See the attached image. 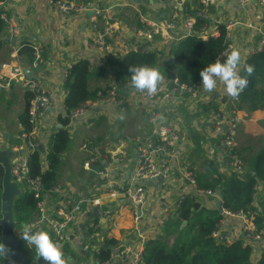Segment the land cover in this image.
Here are the masks:
<instances>
[{"label":"crops","instance_id":"obj_1","mask_svg":"<svg viewBox=\"0 0 264 264\" xmlns=\"http://www.w3.org/2000/svg\"><path fill=\"white\" fill-rule=\"evenodd\" d=\"M74 1L95 2L108 10L107 22L99 19V24L102 28L107 24L111 28L109 50L101 53L92 48L95 30L87 12L61 17L46 0H15L9 4L8 9L10 17L18 22L20 32L14 40L8 42L4 40L7 38L4 26L0 30V79L8 75L13 67L22 66L27 72L31 71L33 78L39 80L43 87L54 91L51 110L40 119L43 155L48 154L49 141L59 129H67L69 132L70 145L60 158L55 187L48 200L50 219L63 222L83 199L100 201V205L83 203L75 221L65 231L66 241L61 250L66 264H99L96 252L102 246L111 248L114 255L112 264H118L115 257L117 249L128 247L136 251L137 248L144 247L148 240L163 233L165 226L156 229V221L165 207H170L174 212L176 204L179 205L189 197L199 203L201 208L221 213L220 189L212 190L216 192V196L198 193L185 178V173L192 172L198 183L199 176L207 174V163H213L222 175H231L221 167L212 121L215 117L222 119L228 115L233 107V96L225 94L223 85L218 82L209 95H201L198 99L186 95L176 97L168 103L161 98L148 100L138 93H127L125 86L119 87L115 68L105 66L107 53L125 55L135 45L144 42L142 32L145 26L139 15L161 21L178 13L184 20L187 16L194 15L188 9L195 13L199 0ZM208 19L210 24L204 30L207 35L218 32L219 36L220 26H226L229 21L240 22L228 31V36L229 48L240 49L241 70L244 62L253 55L250 50L259 52L257 49L260 48L263 36L258 29L264 30V8L253 0L245 6H240L237 0H215ZM247 24H252L255 28L249 29ZM168 33L170 38H163L161 34L153 41H145L146 49L160 52L162 60L168 58L169 51L175 44L190 34L181 26ZM25 44L37 49L36 56L41 58L38 67L32 68L27 57L19 55L20 51L17 49ZM80 60L91 63L88 85L92 88L116 87L122 105L115 107L109 103L100 104L94 114L72 119L65 126L62 119L66 117V92L62 77L68 66ZM156 68L162 76L158 84L165 83L175 75V72ZM27 98L28 93L20 82H12L9 88L0 89V150H6L7 145L16 146L20 143L19 136L24 128L20 118L25 111ZM238 109L242 123L236 152L248 163V170L250 161L264 146V139L261 138V134L264 137V110L253 112L246 105H238ZM151 111L163 114L161 127L175 128L180 135V142L171 152L162 155L171 167V174L167 179L161 180V186L158 180L143 183L147 195L143 217L137 229L129 197L122 193L113 197L110 191L114 188L120 192L134 184L133 174L140 144L154 137L152 131L157 128L150 121ZM1 187L2 183L0 199ZM96 208L97 214L94 211ZM104 213H108V216H104ZM186 223L183 222L181 228ZM91 225L94 227L90 228ZM19 228L18 235L21 236L26 229ZM36 228L47 231L54 239L55 232L50 222L43 225L37 222L35 216L27 230ZM174 238V235L169 236L171 243ZM32 248L34 253L28 257L26 264H37L39 254L34 245ZM261 251L259 247L256 255Z\"/></svg>","mask_w":264,"mask_h":264},{"label":"built area","instance_id":"obj_2","mask_svg":"<svg viewBox=\"0 0 264 264\" xmlns=\"http://www.w3.org/2000/svg\"><path fill=\"white\" fill-rule=\"evenodd\" d=\"M12 1L15 0L0 1V20L7 31V38L4 40H8V42L14 40L20 32L18 22L9 15L8 6ZM237 1L240 6H245L251 2V0ZM253 1H255L259 7L264 8V0ZM46 2L61 17H65L71 13L85 14L86 12H91L90 20L95 30L91 46L101 53H105L109 50L108 39L111 33V28L108 24L103 28L99 24V19H103L107 22L108 10L103 9L99 4L91 1L76 2L74 0H46ZM214 4L215 0H199V5L195 10V14L187 16L184 20L178 13H175L170 19L161 21L147 19L139 15L142 25L145 26V29L142 32L144 42L135 45L130 51L145 49V41H153L161 34H163V38H170L168 32L179 26L184 27L188 33H191L195 27L197 18H208L209 10ZM238 24H240L238 21H229L226 24L227 31L231 30ZM247 28L251 29L255 27L252 24H247ZM204 30L205 29H202L200 32V37L202 39H206L209 36H218V32L207 35L204 33ZM258 31L263 36V39L260 42V48L257 49V51H260L264 46V30L259 28ZM23 46H20L17 51H20ZM34 50L37 54V49L34 48ZM230 50L231 49L228 47L222 53V60L226 58V53ZM255 52L256 51L253 49L250 50L251 54H254ZM40 59L41 58L36 56V60L31 67H38L41 62ZM71 68L72 66H68L66 73L62 77L63 82L68 78ZM12 82H20L24 90L31 95L28 110L29 120L27 126L23 128L19 136L20 143L16 146H6V150H12L15 152L11 159L13 178L23 191H29L32 193L36 201L37 222H50L55 232L54 239L63 246L66 241L65 231L69 224L75 221L77 214L81 211V205L83 203L100 205V201L99 199H83L70 211L63 222L50 219L48 213V200L53 190L46 191L41 178L38 176L32 177L30 175L28 162L30 155L36 150H39L38 148L41 145L40 139L42 125L40 119L51 110L55 93L53 90L43 87L36 78L29 77L27 70L22 66L13 67L8 75L0 79V89L9 88ZM129 86L130 84L125 85V88H129ZM211 91L202 87L201 80L195 86L182 84L178 76L175 74L165 83L158 84L157 90L154 93L149 94L147 90H141L138 94L142 98L148 100L161 98L168 103L176 97H183L186 95L190 96L192 99H198L201 95H209ZM239 95L232 97L233 107L225 118L219 119L218 117H215L213 119L212 132L217 138V149L220 155L221 167L229 171L231 174H236L238 177L242 178L246 174L247 169L244 161L236 152L237 137L242 123V116L238 109L240 103ZM103 103H109L115 107L122 105V99L118 96V90L116 87H111L106 94L100 92L98 97L94 100L84 102L73 111L71 120H77L82 117H88L90 114H94L95 109ZM150 121L157 126V128L152 131L154 137H151L140 144V153L133 174L134 184L123 188L120 192L116 191L114 188H111L110 191V194L113 197L120 195V193L129 197L130 202L133 204V218L137 229H139V224L143 217V206L147 195V190L143 183L158 179L165 180L170 176L171 167L167 164L162 155L171 152V150H173L180 142V135L175 128L161 127L163 114L160 111H151ZM20 151L22 152L20 153ZM42 164L44 169H47L49 166L47 155H43V153ZM185 178L189 180L196 192L208 196L217 195L215 191L200 189L192 172H186ZM179 205L176 204L174 212L170 207H165L162 210L156 221V229L163 228L167 222L178 216L177 208ZM107 214L108 213H104V216H108ZM221 215L222 218L217 225V228L212 232L211 238L218 245L224 246L232 245L239 240L243 241L252 250L250 264H257L261 253L264 251V183L258 182L254 186V197L248 211H232L221 206ZM260 217L262 218V222L258 227L256 219ZM91 226L92 227L90 228L94 227V225ZM259 247L262 251L257 256L256 254H258ZM143 249V246L137 248L136 251L128 247L122 250L117 249L115 252L116 260L118 261V264H142ZM113 259L114 255L112 254L108 260L100 262L99 264H112Z\"/></svg>","mask_w":264,"mask_h":264},{"label":"trees","instance_id":"obj_3","mask_svg":"<svg viewBox=\"0 0 264 264\" xmlns=\"http://www.w3.org/2000/svg\"><path fill=\"white\" fill-rule=\"evenodd\" d=\"M2 1V0H0ZM190 14H195L188 9ZM208 18H197L193 33L175 44L169 51L166 60L161 59V53L150 49L130 51L125 55H105V66L115 68V78L119 87L130 84L131 66L148 65L160 67L163 71L175 72L182 84L195 86L200 80V71L209 63L222 60V53L230 46V39L226 26H220L217 37H200V32L209 26ZM3 23L0 20V30ZM19 55L27 57L32 65L36 60L33 47L25 44ZM245 65H251L253 71L248 75L244 71ZM105 69V67H102ZM106 70V69H105ZM241 75L248 76V85L240 93L239 105H246L253 111L264 110V48L250 56L243 64ZM91 77V63L80 60L72 65L63 89L66 92L64 107L66 117L62 119L65 126L69 125L71 115L79 106L89 100H94L100 92L104 94L111 87L92 88L88 85ZM31 95L28 94L27 104L21 124H28V110ZM70 145V135L67 129H59L49 141L47 154L49 166L44 169L42 153L36 150L29 157L28 167L32 177H40L44 189L52 191L55 187L56 171L60 165L62 154ZM207 174L199 176L198 187L203 190L220 189L222 206L232 211L249 210L254 197V186L258 182L264 183V146L252 158L244 177L231 174L225 177L217 170L213 163H207ZM3 170L0 167V185ZM189 197L182 200L177 208L178 216L165 224L163 233L155 239H150L144 244L142 264H250L252 250L243 241L239 240L229 246L218 245L211 238L212 232L217 228L222 215L218 210H208ZM204 215V216H203ZM36 216V201L29 191H24L14 205V218L19 223L30 224ZM183 222H187L181 228ZM262 218L256 219V224L261 225ZM174 235L173 242L169 236ZM110 244V243H109ZM111 246V245H109ZM113 252L110 247L102 246L96 252L100 262L108 260ZM37 264H46L40 256ZM257 264H264V251L261 253Z\"/></svg>","mask_w":264,"mask_h":264},{"label":"clouds","instance_id":"obj_4","mask_svg":"<svg viewBox=\"0 0 264 264\" xmlns=\"http://www.w3.org/2000/svg\"><path fill=\"white\" fill-rule=\"evenodd\" d=\"M242 57L240 49L233 48L226 53V58L216 60L214 63L207 64L199 73L202 87L209 91L216 88L217 83L223 85L225 94L237 96L248 85V76L240 74ZM129 71L130 86L128 90L141 91L147 90L149 94L157 90L159 81L162 79L161 72L155 67L148 65L131 66ZM244 71L251 75L253 67L245 65ZM29 246L34 245L35 251L46 261V264H66L61 245L58 241L43 229L28 231L27 228L23 235ZM9 251L3 242H0V255H5Z\"/></svg>","mask_w":264,"mask_h":264},{"label":"water","instance_id":"obj_5","mask_svg":"<svg viewBox=\"0 0 264 264\" xmlns=\"http://www.w3.org/2000/svg\"><path fill=\"white\" fill-rule=\"evenodd\" d=\"M91 16V12L86 13ZM193 32H191L192 34ZM29 77H33L31 71L27 72ZM127 93H138L139 91H129ZM63 128V126H60ZM39 151L44 152V146H39ZM22 151H20L21 153ZM15 152L12 150H0V167L3 170L2 175V194H1V217L0 226L2 228L0 242H3L9 249L5 255H1L5 260L6 264H26L28 257L32 256L34 250L32 246H29L27 241L23 238V235L19 236L17 231L19 229V223L14 218V205L16 200L24 194L23 189L19 187L17 182L13 178L12 174V163L11 159ZM159 185L161 186V179H158ZM97 214L98 208L94 210ZM43 225L46 221L41 222ZM27 224H22L23 229L27 228ZM32 229L30 231H34Z\"/></svg>","mask_w":264,"mask_h":264},{"label":"rangeland","instance_id":"obj_6","mask_svg":"<svg viewBox=\"0 0 264 264\" xmlns=\"http://www.w3.org/2000/svg\"><path fill=\"white\" fill-rule=\"evenodd\" d=\"M257 138H259V136L258 137H255V140H257ZM261 138L262 139H264V137H263V135L261 134ZM245 162V165L246 166H248V163L246 162V161H244ZM1 193H2V187H1ZM0 213H1V199H0ZM204 216V215H203ZM0 217H1V214H0ZM19 230H20V228L18 229V231H17V233L18 234H20L19 233ZM2 231V228H1V226H0V232ZM0 238H1V234H0ZM0 264H6V260L0 255Z\"/></svg>","mask_w":264,"mask_h":264}]
</instances>
